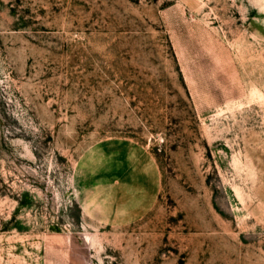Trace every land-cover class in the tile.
<instances>
[{
  "label": "rangeland",
  "instance_id": "rangeland-1",
  "mask_svg": "<svg viewBox=\"0 0 264 264\" xmlns=\"http://www.w3.org/2000/svg\"><path fill=\"white\" fill-rule=\"evenodd\" d=\"M0 264H264V0H0Z\"/></svg>",
  "mask_w": 264,
  "mask_h": 264
},
{
  "label": "crops",
  "instance_id": "crops-1",
  "mask_svg": "<svg viewBox=\"0 0 264 264\" xmlns=\"http://www.w3.org/2000/svg\"><path fill=\"white\" fill-rule=\"evenodd\" d=\"M101 150L92 151L91 154L86 155L81 164L88 170L96 168L106 170V173L102 175V178L107 181L105 185L118 183V186H114L107 193L100 194L104 213L106 216L113 213L114 219H117L121 214L133 216L139 212L136 211V208L139 207L137 204L140 199L137 193L140 187L137 186L138 181L134 175L140 173L137 168V155L133 150L124 153V155H120V150L111 153V155ZM124 165H127L129 169L125 171ZM132 175L135 176V179Z\"/></svg>",
  "mask_w": 264,
  "mask_h": 264
}]
</instances>
